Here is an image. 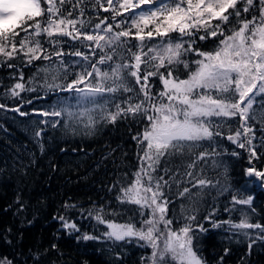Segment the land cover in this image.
<instances>
[{"label": "snow or ice", "instance_id": "snow-or-ice-1", "mask_svg": "<svg viewBox=\"0 0 264 264\" xmlns=\"http://www.w3.org/2000/svg\"><path fill=\"white\" fill-rule=\"evenodd\" d=\"M101 10L111 15L100 16ZM209 41L212 46L206 47ZM0 58V67L8 69H17L10 60H20L24 67L48 62L28 80L18 70L5 95L19 98L39 87L69 93L75 101L65 98L50 110L37 112L60 118L42 119L41 124L73 132L82 127L85 134L101 123L115 125L121 120L131 119L139 126L131 137L139 149L138 167L130 180L109 188H117L119 204L137 206L132 211L139 219L119 222L110 217L120 213L104 205L93 202L84 208L66 201V213L76 210L82 219L104 225L95 235L82 231L66 214L54 216L68 235L76 234L77 243L135 241L138 247L151 249L141 264H206L194 240L208 229L198 222L195 207L174 226L169 193L173 183L201 190L216 187L219 181L199 175L204 169L197 165L225 154L226 150L218 151L224 139L248 153L250 166L244 169L248 183L264 188V168L253 163L260 159L254 144L257 131L264 147V100L254 110L256 98L264 97V0H0ZM40 73L44 75L37 85ZM21 107L8 110L28 116ZM4 108L7 105L0 103ZM43 132L37 128L35 136L40 138ZM227 154L240 155L235 150ZM222 164L214 160L212 166ZM229 190L238 194L231 196L232 207L224 211H239L240 219H214L213 207L203 220L212 228L247 237L251 249L257 240L264 241V224L252 222V195L227 184L219 189L221 194ZM190 193L184 187L178 195ZM237 205L249 206L250 212ZM220 260L222 264L223 257ZM0 264L14 262L3 258Z\"/></svg>", "mask_w": 264, "mask_h": 264}, {"label": "trees", "instance_id": "trees-1", "mask_svg": "<svg viewBox=\"0 0 264 264\" xmlns=\"http://www.w3.org/2000/svg\"><path fill=\"white\" fill-rule=\"evenodd\" d=\"M99 15L110 16L111 12L101 10ZM211 46L212 42L209 41L206 47ZM8 63L16 64L17 69L0 67V103L7 105V108L0 109V259L8 258L14 264H141V257L149 255L150 248L138 247L135 241L119 245L104 240L77 243L74 238L76 234L68 235L60 222L53 219L54 216L66 214L76 220L82 231L99 235V230H104V225H97L92 219H82L76 210L66 213L63 207L66 201L84 208L90 207L93 202L97 206L104 205L108 211L120 213L110 217L119 222L127 221L130 217L139 219L138 213L132 211L136 205L119 204L115 198L117 188L109 191L117 181L130 180L131 173L138 167L139 149L131 137L139 126L131 119L121 120L115 125L101 123L92 134H85L86 130L82 127H76L73 132L61 126L53 128L51 124H41L39 121L42 119L60 118L41 117L37 112L50 110L52 105L65 98L69 103L74 104L75 101L69 93L39 87L36 92L21 93L19 98L5 95L16 82L14 77L18 70L22 69L25 80H28L37 73L39 66L48 62L34 61L29 67H24L20 60H10ZM43 75H37V85L42 82ZM256 99L254 110L258 111L264 97ZM28 100L32 102L27 103ZM21 104V111H27L28 116L8 110ZM259 127L257 124L256 128ZM37 128L44 129L40 138L35 136ZM260 135L257 131V140L254 141L260 159L253 163L258 169L264 168V147L260 146ZM222 150H226L225 154L206 158L207 162L202 160L197 165V169H204L199 175L213 182L219 181V184L201 190L192 188L191 184L181 183L177 186L173 183L169 193L173 201L169 204V215L176 217L175 226L177 220L183 223L182 215L195 207L198 222L208 229L199 233L197 240H194L206 264H221V257L222 264H264V241L257 240L249 249L250 240L247 237L226 232L224 228H212L203 220L213 207L217 209L214 219H240L239 211H224L225 207H232L231 196L238 194L232 190L221 194L220 186L227 184L230 189L243 190L245 196H253L251 207L255 208V213H250L252 222L264 224V188L249 184L244 172L250 166L248 153L226 139L220 141L218 151ZM233 150L240 155L232 157L227 154ZM214 160L222 161V166L214 168ZM174 161L179 165L181 158H174ZM179 171L182 173L185 168L181 167ZM177 179L188 178L177 176ZM184 187H189L191 193L180 197L178 193ZM197 192L200 195H191ZM235 207L250 212L249 206ZM53 245L56 247L53 248Z\"/></svg>", "mask_w": 264, "mask_h": 264}]
</instances>
